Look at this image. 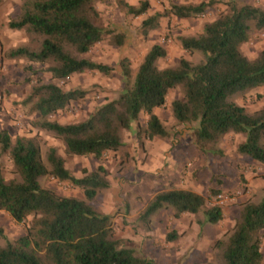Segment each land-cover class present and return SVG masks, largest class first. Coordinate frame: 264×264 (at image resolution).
I'll use <instances>...</instances> for the list:
<instances>
[{
  "label": "trees",
  "instance_id": "1",
  "mask_svg": "<svg viewBox=\"0 0 264 264\" xmlns=\"http://www.w3.org/2000/svg\"><path fill=\"white\" fill-rule=\"evenodd\" d=\"M212 2L170 3L142 19L140 33L156 29L164 16L196 17ZM116 4L131 16L142 15L149 7L148 0L136 4L117 0ZM6 27L22 32L27 40L2 56L46 64L44 70L52 78L65 79L82 71L108 74L111 70L82 57L104 34L93 0H22L17 15L6 21ZM257 29H264V6L230 0L198 34L177 37L181 50L199 52L200 61L193 63L180 57L174 65L157 67L156 60L166 51L153 44L128 82L130 69L123 57L119 60L120 73L126 79L122 89L78 122L61 123L50 116L82 98L85 90L80 87L64 90L52 82L36 80L22 104L36 114L31 127L59 140L65 155L100 160L107 151L122 145L121 132L128 130L140 113L146 116L141 128L145 139L167 138L169 132L154 110L165 104L171 89L178 87L180 96L170 101V113L177 124H195L191 129L194 148L221 155L216 147L221 137L230 132L240 134L243 139L236 145V152L264 165V107L248 112L232 100L238 93L264 85V49L252 59L240 50ZM122 37L114 35L113 43L120 44ZM2 155L10 160L17 178L4 179L0 168V211L15 223L28 217L30 220L21 235L0 246V264H154L116 238L112 216L90 204L99 191L109 187L102 164L74 176L55 147L48 146L41 152L36 136L11 137L6 129H0ZM43 176L66 181L80 189L82 197L59 195L42 186L39 179ZM209 193L216 190L211 188ZM206 203L205 196L189 189L160 190L145 203L138 221L146 224L158 211L168 209L173 218L201 212L200 226L214 224L222 217L221 208ZM262 231L264 196L257 201L245 200L231 229L213 241L210 260L196 264H260ZM165 238L174 240L176 233L169 231Z\"/></svg>",
  "mask_w": 264,
  "mask_h": 264
},
{
  "label": "rangeland",
  "instance_id": "2",
  "mask_svg": "<svg viewBox=\"0 0 264 264\" xmlns=\"http://www.w3.org/2000/svg\"><path fill=\"white\" fill-rule=\"evenodd\" d=\"M22 0H2L0 2V129L15 135L36 136L41 152L53 146L63 157L64 166L74 175L81 170H93L98 164L106 169L109 187L99 191L90 204L100 213L112 216L111 223L116 238L146 256L154 264H196L210 260L212 243L229 231L237 216L240 203L245 200L257 201L264 196V165L236 152V145L242 141L240 134L226 133L216 144L221 155L199 151L191 142L194 123L177 124L171 116L169 103L180 96L179 88L171 89L165 104L155 108L162 125L169 132L167 138L145 139L141 128L146 116L140 113L128 130L121 132L122 145L114 151H107L100 160L90 156H68L63 153L59 140L48 132L30 125L35 113L22 104V99L30 87L39 80L52 82L67 90L80 87L85 95L56 112L51 119L57 122H78L95 107L113 99L124 86L126 79L121 75L119 60L126 58L131 82L136 67L144 53L153 44L162 46L166 54L155 62L157 67L174 65L180 57L195 63L201 60L199 52L187 53L181 50L177 37L195 35L205 22L211 21L225 9L230 0H212L206 10L192 18L164 16L158 20V27L140 33L142 19L155 11H162L170 3H197L209 0H148L149 7L139 16L125 14L118 8L117 0H93L99 14V25L103 29L102 39L94 44L82 57L105 64L111 68L108 74L97 71L73 73L65 79H55L44 70L46 64L29 62L26 59H6L3 52L26 42L22 32L6 27V21L15 17ZM136 4L139 0H124ZM264 6V0H234ZM122 34V42L114 44L112 37ZM264 49V29L253 30L249 39L240 45V50L252 59ZM37 71V72H32ZM248 112L264 107V85L253 87L232 97ZM0 168L4 179H16L12 164L7 156H0ZM42 186L65 196L82 197L81 190L71 187L66 181L43 176ZM169 188H185L195 191L207 199V205L217 204L222 217L214 223H204L202 213H184L173 218L168 209H161L143 224L138 215L149 198L157 191ZM216 190L210 194L209 189ZM220 195V196H219ZM30 217L21 223L13 222L5 212H0V246L21 235ZM169 231L176 233L174 240H166ZM260 251L264 264V231L260 236Z\"/></svg>",
  "mask_w": 264,
  "mask_h": 264
},
{
  "label": "crops",
  "instance_id": "3",
  "mask_svg": "<svg viewBox=\"0 0 264 264\" xmlns=\"http://www.w3.org/2000/svg\"><path fill=\"white\" fill-rule=\"evenodd\" d=\"M0 212H3V211H0Z\"/></svg>",
  "mask_w": 264,
  "mask_h": 264
},
{
  "label": "built area",
  "instance_id": "4",
  "mask_svg": "<svg viewBox=\"0 0 264 264\" xmlns=\"http://www.w3.org/2000/svg\"><path fill=\"white\" fill-rule=\"evenodd\" d=\"M220 196V195H219Z\"/></svg>",
  "mask_w": 264,
  "mask_h": 264
}]
</instances>
